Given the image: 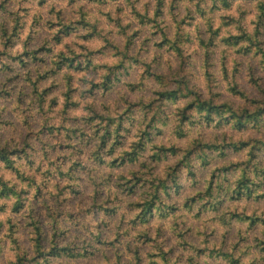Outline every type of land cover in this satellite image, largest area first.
Instances as JSON below:
<instances>
[{
	"label": "rangeland",
	"instance_id": "1",
	"mask_svg": "<svg viewBox=\"0 0 264 264\" xmlns=\"http://www.w3.org/2000/svg\"><path fill=\"white\" fill-rule=\"evenodd\" d=\"M22 2L27 3L28 0H22ZM140 2L141 0H135V3L133 4L132 0H125L123 4L117 5L114 12L106 13L109 23L114 24L115 27L119 29V33L114 35L112 32H109L107 29L103 28L99 21H97L95 24L90 23L86 18L84 7L79 9V19L69 20L68 17L74 14L71 10L75 8L78 0H68V9L57 12L56 16L58 21L61 23H69V25L72 27L71 32L68 34V36L63 37L61 41L56 42L54 40L56 31L53 32L52 29L58 28L57 23L53 21H45V26L47 28L46 32H31L24 40V45L28 46V48L43 44L44 51L42 50L43 52L37 55L35 60L29 61V63L24 66L19 61H12L9 58V55L13 56V54H11L9 51L11 47H14L13 41L20 39V35L24 28V26L21 24L22 18L18 15L17 11L12 10L14 0H0V20L5 22L3 25L7 28V35H9L12 31L11 29L9 32L7 27V20L10 17L15 19V25L17 22L18 26L16 30L17 38L12 37L13 40L10 42V44L13 42V45L9 48L4 46L5 51L0 52V140L6 138L9 132L15 131L17 127V114H19L20 116L24 117L23 127L27 130L24 134V143L22 145H18L19 147H24V152H26V156L24 157H27L29 151L32 150V144L27 138L33 136L39 137L47 133L48 137L54 140L64 139L66 141H72L60 143L58 145H52L53 152H55V149L58 146L62 151L66 150L70 154L83 155L85 152H89L97 162H100L99 159L104 160L105 158L110 157L111 159L109 161V167L117 170L113 175L108 177L107 181L97 183L92 178L90 170L80 162L73 163L67 174L60 168L56 169L55 174L51 171H43L42 168H37V173L43 171V178L45 181H48L49 179L56 181L57 192L54 195L49 194L51 199L45 195V186L39 185L36 179H22L19 177L21 180L29 183L30 186L35 187V194L31 196V200L35 203V207L31 211L30 218H32L34 222H38V226H40L43 234L44 229L48 227L50 222L52 232L49 234L48 240L51 239L53 234L55 236L64 235L63 229L71 228L73 226L77 228L81 227L83 224V218L88 217L92 213L93 209H96L98 213L103 212L105 216H108L109 213H111L113 215L112 219H115L120 209L125 204H127L128 211H133L137 208L139 209V207L135 206V203L139 202L144 196V193L149 190V184L140 181L139 183H136L132 189H128L132 184V181H126L127 179H125L120 174L119 170L131 165L134 166L131 168V178L134 177V172H138L135 176H142V173H145L143 177L150 179L149 172L151 169L154 175L162 177L168 171V167L173 166L176 161L180 159L182 150L180 149L178 153L173 155L168 152L166 156L158 160L156 163L151 162V164H149L148 161L150 160L144 158L143 156L153 152L152 146L154 144L169 146L168 140L170 137H175L178 141H184L195 135L198 131L201 132L202 137L206 135V133L203 132V125L201 121L195 119V116H193V121L186 120L180 122L179 120L178 122H174L171 118V105L175 104L178 99L176 101L159 100L157 92L164 89L174 88L169 87V85H176L181 79L188 80L190 84L194 85V77H192L190 73L195 71L196 67L201 61H203L205 65L211 66L212 61L218 55H223L224 63L227 64L228 56L226 53H220L218 47L220 44L227 45L229 48L236 50L235 56L237 64L236 68L232 70L231 75L233 72L238 70V73L235 76L239 75L240 79L238 82L240 81V85L241 79L245 81L248 80V67L253 66L255 78L264 90V72L261 71V69L264 68V60L262 59V56L260 54L253 56L251 55L252 52L243 54L241 51L242 47L244 46L241 41H239L236 45H228L224 41L225 37L230 36V34H228V29L232 24L236 23V21L231 16L221 15V13L230 10L234 0H230V4L228 6L224 5L222 0H197L193 9L183 10L187 12V15L183 14V11L180 7L182 0H172L168 11L173 15L174 20L176 21L175 27L169 25L165 28L160 26V18L164 15V13L162 12L158 16L153 15L150 0L149 3H145L143 5V9L140 10L137 7L140 5ZM162 2L163 3L160 6L161 10L164 8V0H162ZM191 2L192 0H189V3ZM46 3L47 0H39V4L37 6L43 7ZM113 3H116V0H113ZM88 4H99L102 7H105L107 5V0H88ZM157 4L158 3L155 5V10ZM128 7L132 8V15L135 16L136 20L139 22L136 27H133L132 23H124L123 20H121L123 12ZM92 10L94 9H90V11ZM18 11L23 12L25 16H27L30 10L28 8L21 7ZM52 11H55V8H53ZM217 16H219L218 22L216 20ZM43 19L44 18L42 16L37 17L33 26H39ZM150 25L154 26V30L151 32L149 29ZM190 30H194V33ZM238 30L241 31V33L245 32L243 31L242 27ZM0 31H2V26H0ZM77 33H79V39L87 42H93L94 37H99L104 40L106 48L111 50H114L113 45H116L119 50L122 49L128 39L129 43H127V47L123 48V51L128 57L125 58V61L123 62L127 69H123L122 67L119 69L112 67L111 70L113 75H110L112 76L111 88L125 81H127V87L133 92H135L138 88L147 89L153 83L158 84L161 87H159V89L154 92V96L156 98L151 99L150 101L140 100V98L137 96H132L125 99V107L122 111H119L115 117H104L99 115L103 117L104 120L100 121L99 124H96L95 120H100L99 118H96V115L93 118H90L83 127L77 124L74 128L83 129L80 130L79 133L74 132L72 129L68 130L64 125H53L47 120L37 132L33 129L34 118L30 113L35 107L40 109V113H44L46 105L47 111L55 110L57 101L55 99H51L49 101L47 98L53 92L59 90L60 84L53 83L49 87L47 82L50 79L60 81L63 75V70L66 68V66H62L60 70L55 72H52L51 70L48 71L51 68L50 66H52L53 57L57 55L59 51H61L58 50L57 46L62 44L65 39H70L74 34ZM3 37L6 38V36ZM164 38L169 39L170 41L164 42ZM194 39H198L200 51L193 49ZM260 39L263 41L261 46L264 49V24L261 25ZM5 40L6 39H4V41ZM175 40H179L178 45L181 48L182 56L177 55L175 50L171 48V45L169 44V42H175ZM153 47L158 54V59L161 60L160 71H153L152 66L157 63V61L153 60L151 64L147 65V72L140 74L138 69L144 63V57L141 56L140 53L146 48ZM68 48L70 49L64 51L66 55L70 54V56H72V53L77 54L72 51L70 45H68L66 49ZM252 49L254 51V48ZM82 51L87 52L86 55H88V58L91 60V64L87 66L85 63V55L79 54L77 60L81 62L85 69L73 67L67 69L69 72L86 73L89 77L95 75L97 79L92 81V83H98L102 75L99 70V62L105 58L108 53L104 49H100L99 51L82 49ZM166 53H175L174 58L178 59L179 61L180 70L173 72L171 76L166 74L163 61L172 60L174 58L170 55H166ZM206 54L208 55L206 56ZM119 55L121 56V54ZM248 55L252 57H246ZM256 57H261L259 63H257ZM41 58L43 61H40ZM2 63L5 65L2 66ZM75 64L76 62H74L72 66L75 67ZM37 66L39 68L38 72L34 71L36 70ZM28 69H30L32 72L31 76L27 74ZM226 70L228 75L227 73L226 76L224 75V80H230L231 83V75L229 74L227 67ZM154 75H160L161 77L159 80H157ZM115 76L116 78L114 79ZM243 90L251 98H262L263 96V93L254 86L250 88L244 87ZM73 92L70 95V98L66 99L67 104L65 103V105L68 107H66V109L63 107L65 110L64 114L67 113L69 107H77V105L73 102ZM197 92L200 94L198 90ZM39 94H41L40 97ZM91 94V90H89L88 93H84V95L87 96H90ZM29 99H31V103H27ZM203 99H207V96L203 97ZM138 100L139 102H137ZM181 100L187 99L182 98ZM213 100L216 102L227 101L233 105H236V107H242L239 105V102L235 100L234 96L224 95L223 98H219L218 95H214ZM186 114L191 116L192 112L187 111ZM108 118H113L118 122L122 120V126L124 129H122L119 133L112 134L110 142L105 145V147H101L102 144L99 141L100 136L103 133L101 128H103V125ZM148 120H154L152 126L149 128L151 130V141L146 144L145 150L140 152L138 160L134 162L126 161L127 164H122L119 163L120 159L118 157L116 159L118 161L113 162L112 160L121 154L122 150H130L131 145L133 142L138 140V135L142 129H144V123ZM164 120L165 123L162 125ZM154 124L157 125L159 129H152ZM217 127H219V125H217ZM126 128H128L127 131ZM249 128L254 134L242 141L264 140V121L253 127L248 125L244 129ZM65 132H67V136H64ZM114 138L115 143H113ZM201 141L207 142L203 139H201ZM224 142L229 141L225 139ZM41 143H43V141H41ZM112 143L113 148L109 147ZM173 145H175L177 148H180L176 144ZM97 146L100 147H98V150L96 151ZM232 152H235L236 155L241 156L243 158L242 161L236 162ZM255 154L256 157L251 159L249 156V146L239 150H232L229 148L226 150L224 155H221L216 151H211L207 153V158L204 156H197L196 154L194 156L192 155L191 169L194 172L193 176L188 173L187 176H185L182 170L186 168H180L178 178L179 188H176L172 185V183H169L168 191L161 193L162 202L160 205H158L155 214L148 223L150 224V228L151 225L155 224L157 221L160 222L161 227L156 229L157 240H159L160 237L164 235L163 229L169 222L173 228L178 230L173 234L178 235L179 239L184 241L183 244H174L171 235L167 236L162 244L164 249H171L170 255L172 258L177 257V248H183L185 252L190 249L200 258L204 257L206 253H209L211 242L219 231V227H216L217 218H219L221 225L228 228L229 231H235L236 228L244 225L245 223L234 220L230 221V223H226L221 218V215L226 212H234L232 209L235 208L238 203L245 201L247 202V208L245 209V212H248L249 209L254 207L255 210L252 212L257 214L261 208H264L263 197L260 198V200H256L252 197L249 199H229L228 196H226L218 205V208L215 209V207L211 205V198L208 197L206 193L207 186L210 182L213 197H216L217 192L221 194L218 184L223 187L229 186L228 188H231L235 183V180L232 179L235 171L239 168H243V165L248 166L250 169L254 165L264 168V149L255 151ZM61 160L66 161L67 157L61 156L57 163H59ZM144 160H147V162ZM141 162L147 163L149 168H142ZM51 166L52 165H50V167ZM224 166H229V168L226 171L221 172L216 170V168H222ZM161 173L164 174L161 175ZM252 174L254 173L252 172ZM252 174H250L251 177H253ZM209 175L210 179H207V184L205 185L204 180ZM24 176L29 177L26 175ZM66 178L73 180L74 183L68 186L61 185L60 181H63ZM120 181L123 182L121 183ZM113 183L114 187L119 190V195H117L115 198L109 196L107 199H105L101 196L99 189L103 186V184ZM37 187H40V191L39 189L36 191ZM92 187H95L97 190L95 194L89 198V189ZM189 187H203L205 190L189 199H184V192ZM260 190H264V183ZM24 194L26 196L29 195L28 193ZM21 195L23 194L21 193ZM0 198L8 197L0 195ZM77 202L83 206L82 211H67L69 207L74 206ZM24 207H28V204ZM3 210V208H0V211ZM12 211L22 213L23 209L19 208L16 210L13 206ZM206 212L215 213L216 216H214L212 220H207L205 217ZM132 219L133 218L128 220V224L133 230H140L142 227H144L141 223H133ZM120 224L121 227H123L124 219H121ZM201 225H203V227L211 233L210 236L205 235L204 237V244L208 245V247H194L191 240L187 239V237H189L190 234H193L194 230L199 229ZM2 227L3 226L0 225V229H2ZM29 227L34 228L32 223L29 225ZM84 227L85 230H87V225H84ZM246 227L248 232L252 235H255V233L259 230H264V225L260 223L254 224L253 226H248L246 223ZM213 228H215V231H212ZM119 240L120 238L118 239L117 237V240L114 243L119 242ZM151 241L152 239H149L147 242ZM225 245L228 246V241L226 238ZM262 250H264V248H262ZM85 255H88V253L86 252ZM140 255L147 256L148 261H151L152 264H155L157 257L154 253L146 251L140 252ZM181 259H183V257H181ZM209 259L211 260L212 258ZM67 264H74V262L69 260L67 261ZM75 264H85V262L76 261ZM141 264H146V262L141 261ZM169 264L171 263L169 262ZM176 264H178V262H176ZM213 264H224V260L213 261Z\"/></svg>",
	"mask_w": 264,
	"mask_h": 264
},
{
	"label": "clouds",
	"instance_id": "2",
	"mask_svg": "<svg viewBox=\"0 0 264 264\" xmlns=\"http://www.w3.org/2000/svg\"><path fill=\"white\" fill-rule=\"evenodd\" d=\"M125 0H107V5L102 7L99 4L89 5L88 0H78L75 8L71 11L74 13L69 16V20H77L80 18L78 15L79 9L84 7L87 20L95 24L97 21L107 29V31L112 32L114 35L119 33V29L115 27L114 24L109 23L106 13L114 12L118 4H123ZM151 10L153 15L155 14V5L157 0H150ZM197 0H182L180 5L182 11L184 9H193L195 7ZM135 3V0H132ZM149 3V0H141L140 5L137 7L142 10L143 5ZM172 0H164V8L162 12L164 15L160 18V26L165 28L169 25L175 27L176 21L173 15L168 11ZM39 0H28L27 3H23L22 0H14L12 5V10L17 11L18 15L22 18L21 24L24 26L23 31L20 35V39L14 41V47L9 49L10 53L13 55H19L24 51V40L27 38L28 34L31 32L44 33L47 31L45 26V21H53L58 23L56 16L57 12L65 11L68 9V0H47V3L43 7H38ZM264 4V0H234L230 10L221 13V15L231 16L236 23L232 24L228 29V34L230 35H241L240 29L247 32L250 36L255 33L256 24L259 21L261 15L264 12L261 10V5ZM28 8L29 14L25 16L23 12L18 10L21 8ZM55 8V11L52 9ZM90 9H94L90 11ZM104 13V14H102ZM184 15H187L186 11H183ZM43 17L39 26L34 27V21L37 17ZM121 20L124 23H132L133 27L138 25V21L135 16L132 15V8L128 7L125 9L121 16ZM217 22L219 21V16L216 17ZM5 22L0 20V26ZM7 27L9 32L13 27H15V19L9 18L7 20ZM150 32L154 30V26H149ZM58 29H52L53 32ZM194 33V30H190ZM106 34V33H105ZM79 33L74 34L72 38L65 39L64 42L57 46L58 50L67 51L65 45H70L72 51L77 54L86 55V51L82 49H88L92 51H99L104 49L108 54L100 62V72L102 73L98 83L104 84L103 75L107 74L108 69L117 65L122 57L119 55L118 51L106 48L105 42L99 37H94L93 42H87L78 38ZM4 37L3 32L0 31V52L5 51L4 48ZM243 46H247V42H242ZM220 53H226L228 56V63H224L223 55H218L211 63V66L205 65L201 61L196 67L194 72L190 75L194 77V87L200 92L201 97L207 96L209 100L213 98L214 95H218L219 98H223L224 95L234 96L235 100L239 102V105L246 106L247 101L244 97L235 95L232 93L230 88V80H224V70L227 67L229 74L233 69L236 68L237 60L235 56L236 50L229 48L227 45L220 44ZM193 49L200 51L198 39L193 40ZM141 56L144 57V63L139 67L138 71L140 74L147 72V65L151 64L153 60L157 61L153 65V71H160L161 60L158 59V54L153 48H146L141 51ZM171 57H175V53L168 54ZM261 60V57H256L257 63ZM166 74L171 76L173 72L179 71V61L178 59L164 60ZM264 72V68L261 69ZM163 74V73H162ZM71 76V88L74 89L73 92V102L77 107H69L67 113L64 114L63 106L66 103V98L64 93L69 88V83L67 79L63 77ZM240 79L239 77H237ZM95 75L89 77L83 72H69L67 68L63 70V75L60 81L50 79L47 84L50 87L53 83H59L60 88L58 91L53 92L47 99H55L57 105L54 111H47V105L45 106V112L40 113V109L35 107L30 113L33 116V129L39 131V128L47 120L53 125H64L68 130L73 129L77 124L82 127L86 125V122L96 115H101L104 117H115L119 111H122L125 107L124 100L132 96H137L140 100L150 101L155 99L154 92L161 87L158 84H151L147 89L138 88L135 92L127 87V81L117 84L115 87L109 89L107 87L93 88L92 81L96 80ZM250 79V77H249ZM110 83V82H109ZM241 88L252 87L247 81L241 79ZM169 87H175L174 84H170ZM42 90V89H41ZM91 90V95L87 96L84 93H88ZM194 97H188L187 100L178 99L177 102L171 105V118L174 122H178L180 119L179 113L188 106ZM139 102V100L137 101ZM27 103H31V99ZM236 107V105H231ZM189 112L195 113L198 118H201V123L203 125V132L206 133L202 137L201 132L198 131L195 135L191 136L189 139L184 141H178L175 137H170L168 140L169 145L176 144L181 148L182 151H187L188 147L196 141L201 139L209 143H223L225 139L230 142L239 143L242 140H246L249 136L253 135V131L249 129H244L232 118L221 119L219 114L200 112L194 108H190ZM211 115L212 119L203 120V116ZM23 116L17 114V127L14 132H9L8 136L3 140H0V148H3L6 144L9 147H16L17 145H22L25 140V132L27 131L23 127ZM214 121H219V127H217ZM96 124L100 123V120H95ZM67 136V132L64 133ZM28 141L32 144V150L29 151L28 156L24 157L22 153L16 152L11 153L9 159L11 160V166L0 160V180L7 183L9 187L14 188L16 193L19 195L21 193H28L29 195L23 197L28 207H21L23 212H13L12 207L18 201L17 196H11L8 198H0V264H17V260L21 256H26L27 258H35L36 264H67V261L72 260L75 264L76 261H84L85 264H136L137 252H152L156 255L157 259L155 264H164V260L159 257L158 247L163 244L164 239L171 235L174 244H183L184 241L180 240L178 235H174L178 230L173 228L169 222L163 229L164 235L157 240L156 229L161 227L159 221L151 225L149 228H143L139 231L133 230L129 224L128 220L134 218L135 215L139 214V209L133 211L127 210V204H125L119 211L115 219H112V214L109 213L105 216L103 212H97L96 209L92 210V213L83 218V224L81 227L77 228L75 226L71 228L63 229L64 235H57L55 241H49L48 236L52 232L51 224L49 222L48 227L44 229V234L41 236V251H45L46 254L42 257L36 256V230L35 228H30L29 225L32 223L31 211L35 207V203L31 200V196L35 194V187L30 186L24 180H21L20 175L30 176L37 180L39 185L45 186V195L51 199L49 194H56L57 185L56 181L49 179L45 181L43 178V171H51L56 173V169L60 168L66 174L68 170L72 167L73 163L80 162L85 167H87L92 178L97 183H102L107 181L108 177L113 175L116 169L109 167L110 157L97 162L89 152H85L83 155L70 154L68 151H62L60 147H56L55 152L52 150V145H58L60 143L72 142L66 141L64 139L54 140L48 137L45 133L39 137L33 136L28 137ZM134 139V138H133ZM43 141V143H41ZM231 151V150H230ZM232 155L236 162H241L242 157L236 155L232 152ZM61 156L67 157L66 161L61 160L59 163L57 161ZM151 164V161H148ZM122 164H127L126 161ZM50 165H52L50 167ZM134 166H127L120 169V174L125 179H130L132 176L131 168ZM42 168L43 171L37 173L36 169ZM184 175L187 176V169L182 170ZM244 169L239 168L235 171L232 179H238L243 175ZM164 173H161L163 175ZM207 179H210V175L204 180V184H207ZM121 183L123 181H120ZM61 185L68 186L74 183L71 179H64L60 181ZM96 188L92 187L89 189V198L95 194ZM101 196L107 199L109 196L115 198L119 195V190L114 187L113 184H103L99 189ZM201 188H191L189 187L184 192V199H189L192 196L198 195ZM99 199V198H97ZM90 206V205H89ZM247 208V202H241L236 205L232 211L244 214ZM83 210V206L77 202L74 206H71L67 211L79 212ZM255 208L249 209L247 214H251ZM264 213V208H261L257 214ZM46 215V214H45ZM216 216L215 213H205L207 220H212ZM124 219V225L121 227L120 221ZM43 223V222H42ZM84 225H87V230H85ZM100 225H107L106 228L99 227ZM216 227H219L215 238L211 242V250L216 252H225L229 257H234L240 260V264H264V230H259L252 235L248 232L246 227V222L241 227L235 229V231H229L228 228L221 225L219 218L216 219ZM215 231V228L212 229ZM227 234V236H226ZM144 235H150L152 237L151 242H145L141 239ZM205 235H211V233L201 225L199 229L194 230L193 234H190L187 239L191 240L194 247H208L204 244ZM97 237L99 239H97ZM120 238L119 242L114 243ZM225 238L228 241V247H225ZM100 241H103L101 244ZM237 245H240L239 249L232 251ZM56 247L58 250L52 252L51 249ZM88 255H85V253ZM177 257H183L180 260V264H187V257L192 256L198 259V264H213L216 259L212 257L209 259V254L206 253L204 257L197 258L196 254L190 249L185 252L183 248H177ZM221 259H224L221 257ZM141 261L146 262V264H152L148 261L147 256H141ZM172 264H176V260L173 259ZM224 264H232L231 259H224Z\"/></svg>",
	"mask_w": 264,
	"mask_h": 264
},
{
	"label": "trees",
	"instance_id": "3",
	"mask_svg": "<svg viewBox=\"0 0 264 264\" xmlns=\"http://www.w3.org/2000/svg\"><path fill=\"white\" fill-rule=\"evenodd\" d=\"M102 1V0H101ZM222 2L224 3V5L228 6L230 4V0H222ZM157 6H156V10H155V16L160 15V13H162L161 10V4L163 3L162 0H157ZM261 10L262 12H264V4L261 5ZM264 24V15H261V17L259 18V21L256 24V30L255 33L250 36L249 34H247L246 32H242L241 35L236 36V35H230L224 38V41L226 42V44L228 45H236L239 41L241 42H247V46L242 47V53L243 54H248L251 53V55H256V54H260L262 56V59L264 60V49L261 46L263 41L260 39L261 36V25ZM58 26V30L56 31L55 35H54V40L56 42L61 41V39L65 36H68V34L71 32L72 27L69 25V23L63 24L60 21L57 23ZM17 22L15 27L12 28V31L9 35H7V28L2 25V32H3V36H6V40L4 41V46L6 48H9L10 46L13 45V42L10 44L12 37L17 38ZM165 37V36H164ZM164 42H168L170 41L169 39L164 38L163 39ZM179 40H175V42H169V44L171 45V48H173L175 50V53L179 56H182V51L180 46L178 45ZM127 43H129L128 39L125 42L124 46L122 47V49H118V47L116 45H113L114 50L118 51L119 54H121V56L123 57L120 61V63L114 67L116 68H123V69H127L124 65V59L128 58L126 56V53L123 51V48L127 47ZM47 45V44H46ZM68 45H65V48H67ZM254 48V51L253 49ZM70 48H68L69 50ZM44 51V45H40V46H34L32 48H28V46L24 45V51L22 53H20L19 55H13L10 56L9 58L13 61V60H17L20 63H22V65L26 66L29 61H33L35 60L36 56L39 55L40 53H42ZM70 56L66 55V53L64 51H59V53L57 55H55L53 57V62H52V66H50L51 68L48 71H52L55 72L57 70H60L62 68V66H66V68H78V69H85L81 62L78 59V55L79 54H74ZM208 54H206L207 56ZM132 57V56H131ZM246 57H252V56H246ZM40 61H43L42 58L40 59ZM76 62L75 67L72 66L73 63ZM85 63L87 66H89L91 64V60L88 58V55H85ZM2 66L5 65L4 63L1 64ZM96 67V66H93ZM112 68L108 69L107 74H104L103 76V81L104 84H98V83H92L93 88L96 87H107L109 89H111L112 87V76H110L111 74L113 75V72L111 70ZM39 68L37 66L36 70L38 72ZM248 80L247 82L254 86L255 88L259 89L262 93L263 96L262 98H251L249 97L246 92L243 90V88L240 87V81L238 82V76H235L238 73V70H236L235 72L232 73L231 75V83H230V88L229 90L234 93L235 95L244 97L247 101L246 106H242V107H233L231 105L230 102L227 101H219L216 102L213 100V98L211 100L207 99H203L201 98L200 94L197 92V89L194 88L193 84H190V82L188 80H183L181 79L180 81L177 82V84L175 85L174 88H169V89H164L162 91L157 92V96L159 100H164V101H176L177 99H187L188 97H194V100L185 108H183V110L180 112V122L183 121H193V116H195L197 120L201 121V118H198L195 113H192L191 116H189L188 114H186L187 111H189L190 108H194L197 111L200 112H207V113H215V114H219L221 119H228L229 117L232 118V121H235L236 124H238L239 126H241L242 128H246L248 125H251V127L259 125L262 121H264V90L263 88L260 86V84L257 82L256 78H255V73H254V67L253 66H249L248 67ZM0 72H1V68H0ZM31 70L28 69L27 70V74L29 76H31ZM226 73L228 75V72L225 68L224 70V75L226 76ZM154 77L159 80L160 79V75H154ZM228 77V76H227ZM250 77V79H249ZM64 79L68 80L69 83V88L68 90L64 93L65 98L69 99L70 95L72 94V92L74 91V89L71 88V82H72V78L71 76H67V77H63ZM116 78V76L114 77V79ZM110 82V83H109ZM34 84V83H33ZM41 96V94H39V97ZM66 104H67V100H66ZM65 109L66 105L63 106ZM65 111V110H64ZM96 118H99L100 121H103L104 118L97 115ZM194 119V121H195ZM203 120H210L212 119L211 115H207V116H203L202 117ZM166 120V117H165ZM165 120L163 121V124L165 123ZM196 120V121H197ZM154 122V120H148L147 122L144 123V129H142V131L140 132V134L138 135V140H136L135 142H133V144L131 145V148L129 151L127 150H122L121 154H119L115 159H113L112 161H118L116 160L118 157L120 159L119 163H122L124 161H128V162H134L136 160H138V157L140 155V152L145 150L146 144L149 143L151 141V130L149 129L152 126V123ZM214 123H216L217 125H219V121H214ZM115 125V126H113ZM111 127H115V128H111ZM122 129H124V127L122 126V120L115 121L113 118H108L107 121L105 122V124L103 125V128H101V130L103 131V133L100 136V142H101V147H105V145H107L111 138H112V134L114 133H119ZM152 129H159L157 125H153ZM74 130V132H78L80 130H83L82 128H74L72 129ZM77 130V131H76ZM128 130V128H126V131ZM161 131V130H158ZM120 135V134H117ZM253 141V142H251ZM113 143H115V138ZM113 143L109 146L111 148H113ZM249 146V156L250 158H255L256 154L255 151H260L262 149H264V140H248V141H240L239 143L236 142H223V143H209V142H202L200 141H196L193 142L191 144V146L187 149V151H182V155L180 157V159L178 161H176V163L171 166L168 167V171L165 173L164 176L160 177L158 175H154V173L151 171L149 172L150 175V179L144 178L143 176L145 175V173H142V176H135L138 172H134L133 175L134 177L127 179L126 181L130 182L132 181V184L129 186L128 189H132V187H134L136 185V183H139L140 181L143 183H148L149 184V190H147L144 193V196L141 198V200L139 202L135 203L136 207H139V214L135 215V217L132 219L133 223H141L144 227L143 228H149V221L151 220V218L153 217V215L155 214L156 209L158 208V205H160L161 201V193L162 192H167L168 191V185L169 183H172V185L176 188H179V183H178V178H179V171L180 168L185 167L188 170V174L190 175H194V172L192 171V163H191V158L192 155L194 156L195 154L197 156H204L205 158H207V153L211 152V151H216L221 155H224V153L226 152L227 149H232V150H239V149H243L244 147ZM97 149L96 151L98 150ZM153 152L151 154H146L145 156H143L144 158L149 159L152 163H156L158 160L162 159L164 156H166L168 154V152H170L172 155L175 153H178L180 151L181 148H177L175 145H169V146H165V145H156L154 144L152 146ZM24 147H19L18 145L16 147H9L7 144L3 147L0 148V160H3L5 163H7L9 165V167L11 166V160L9 159V156L11 153H16V152H20L23 154V156H26V152H24ZM143 158V159H144ZM99 161H102V159H99ZM145 162H147V160H144ZM145 162H141V167L142 168H149V166L147 165V163ZM256 164V163H255ZM229 168V166H224L222 168H216L217 171L221 172V171H226ZM243 175L238 178L235 179V183L231 188L227 187H223L220 184H218V188L221 190V194L219 192H217L216 197H213V193H212V189H211V182L208 184L207 189H206V193L208 195V197L211 198V202H212V206L215 207V209L218 208V205L221 203V201L224 199V197L228 196L229 199H249V198H254L256 200H260V198H264V190H260L262 188V185L264 183V168L262 167H258L257 165L252 166V168L250 169L248 166L243 165ZM148 171V170H147ZM254 174H252V172ZM253 177H251V175ZM263 175V176H262ZM20 178L22 179H28L31 178L29 177H25L24 175H20ZM40 191V187L36 188V191ZM21 194H17L14 188H11L8 186L7 183H4L2 180H0V195H4L5 197H9V196H17L18 195V201L17 203L14 205V208L17 210L19 208H22L21 205L23 204L24 206L27 205V203H25V200L23 199V197H26V195L24 193ZM163 204V203H162ZM134 207V206H133ZM135 208V207H134ZM138 209V208H137ZM113 217V215H112ZM221 218L226 222V223H230V221H238V222H242V223H247L248 226H253L254 224L260 223L262 225H264V213L261 214H256L255 212H252L250 215L247 214V212H244V214L238 213V212H226L224 214L221 215ZM32 224L36 230V256L37 257H42L46 254L45 251H41L42 248V244H41V236L43 235V232L40 229V226H38V222H34V220L32 219ZM99 227L101 228H106L107 225H100ZM140 229V230H141ZM150 229V228H149ZM139 231V230H137ZM158 231V230H157ZM157 236V234H156ZM56 236L53 234L51 239H49V241L54 242L55 241ZM97 239H99L97 237ZM119 239V237H118ZM142 240H144L145 242H147L149 239H152V237L150 235H144L141 237ZM100 243L102 244L103 241H100ZM225 247L227 248L228 246L225 245ZM237 249H239V245H237L235 248L232 249V251H236ZM58 249L56 247H53L51 249L52 252L57 251ZM158 251H159V256L160 258H162L164 260V264H169V262L172 264L173 259L176 260V262H178V264H180V260L181 257H175L172 258L170 253H171V249H164V247L162 246V244L159 245L158 247ZM209 258L215 257L216 259L214 261H218V260H224V259H231L232 264H240V260L239 259H235L234 257H229L225 252L221 251V252H216V251H212L210 248L209 251ZM197 258H200L199 256L196 255ZM221 257H223L224 259H221ZM17 264H36L35 258H27L26 256H21L18 258L17 260ZM118 264H119V257H118ZM136 264H141V255H140V251L137 252L136 255ZM187 264H198V259L193 258L192 256H188L187 257Z\"/></svg>",
	"mask_w": 264,
	"mask_h": 264
}]
</instances>
